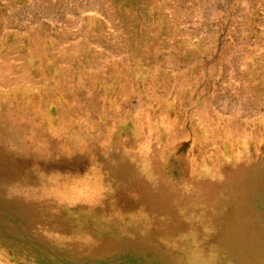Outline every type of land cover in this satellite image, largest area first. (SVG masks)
Instances as JSON below:
<instances>
[{"label":"rangeland","instance_id":"rangeland-1","mask_svg":"<svg viewBox=\"0 0 264 264\" xmlns=\"http://www.w3.org/2000/svg\"><path fill=\"white\" fill-rule=\"evenodd\" d=\"M0 106L64 153L106 135L195 164L263 158L264 0H0ZM9 218L0 260L25 264Z\"/></svg>","mask_w":264,"mask_h":264},{"label":"bare ground","instance_id":"bare-ground-1","mask_svg":"<svg viewBox=\"0 0 264 264\" xmlns=\"http://www.w3.org/2000/svg\"><path fill=\"white\" fill-rule=\"evenodd\" d=\"M6 113L0 106V213L25 264H264V157L195 164L152 138L106 135L64 153L44 127ZM29 136L46 146L27 148Z\"/></svg>","mask_w":264,"mask_h":264}]
</instances>
